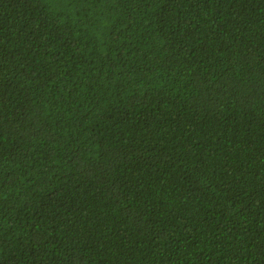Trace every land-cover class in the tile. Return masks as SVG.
<instances>
[{"label":"trees","instance_id":"obj_1","mask_svg":"<svg viewBox=\"0 0 264 264\" xmlns=\"http://www.w3.org/2000/svg\"><path fill=\"white\" fill-rule=\"evenodd\" d=\"M0 264H264V0H0Z\"/></svg>","mask_w":264,"mask_h":264}]
</instances>
